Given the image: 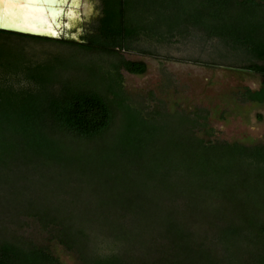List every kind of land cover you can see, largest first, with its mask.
I'll return each instance as SVG.
<instances>
[{
	"label": "trees",
	"instance_id": "trees-1",
	"mask_svg": "<svg viewBox=\"0 0 264 264\" xmlns=\"http://www.w3.org/2000/svg\"><path fill=\"white\" fill-rule=\"evenodd\" d=\"M100 1L97 23L80 40L0 29V264H63L53 242L81 264H264V186L250 181L254 174L264 179V144L212 138L208 116L199 113L180 114L181 132L166 137L158 109L148 114L127 102L121 73L146 72L145 61L122 54L141 35L163 39L196 29L241 52L245 68L262 78L259 89L243 95L264 102V0H184L166 21L164 2L159 15L148 0ZM25 40L74 53H30ZM104 57L114 60L104 63ZM142 189L169 195L133 201L131 191ZM182 189L197 195L205 211L222 210L217 204L227 199L247 203L240 218L228 207L214 217L222 224L209 232L227 254L197 241L192 225L217 221L196 219L197 208L186 215L178 203ZM108 190L128 197L112 208L81 203ZM30 219L34 231H23ZM91 232L127 248L95 254ZM147 235L163 242L155 245ZM133 247L136 257L128 254Z\"/></svg>",
	"mask_w": 264,
	"mask_h": 264
},
{
	"label": "rangeland",
	"instance_id": "rangeland-1",
	"mask_svg": "<svg viewBox=\"0 0 264 264\" xmlns=\"http://www.w3.org/2000/svg\"><path fill=\"white\" fill-rule=\"evenodd\" d=\"M61 1L54 0V2ZM65 1H67L65 6L67 9H69L71 3L74 6L70 8L73 16L71 20L65 19V15L58 17L60 18L57 20L58 23L55 22L56 24L60 23L58 36L80 40L82 34L88 28L92 30L97 23V18L101 11V1ZM148 1L149 8L152 6L156 8L162 2L165 3L164 5L166 6H163L166 7L164 9V21L175 13L177 2H184V0ZM86 2L92 6L91 11L84 9V3ZM160 8L159 6L156 11L159 15ZM152 12L154 11L152 10ZM178 16L182 18L184 13L181 12ZM22 45L30 53L41 50L55 52L61 50L67 52L64 53L67 56L69 53H74L67 48H62L60 45L48 42L25 40ZM122 54L127 59L143 60L147 64L146 72L140 75L129 73L124 69L121 70L126 91L125 95L128 97L127 102L134 106H141L144 112L148 114L158 109L163 117L159 119L162 120L165 126L166 137L169 134H174L176 137L181 132L180 114L185 113L194 116L196 113H199L208 116L207 123L209 128L215 131V136L212 138L229 142L238 141L246 145L264 144V102L253 101L243 95L246 88L251 90L259 89L262 78L260 75L245 68L249 64L246 58L238 50L230 49L221 39L205 37L200 30L196 29H190L189 33L183 36L176 35L172 38L163 39H157V37L146 38L141 35L132 42L130 50L122 52ZM81 59L88 61L85 56H82ZM73 60L78 61V63L73 62L77 68L76 65L80 63V57L75 56ZM103 60L104 63L109 64L114 58L104 57ZM74 71L78 70L74 69L72 73ZM85 73L86 71L83 70L81 75L86 78ZM149 120L152 121L153 119L150 118ZM204 134L202 132L200 135ZM135 179L140 180V177H136ZM250 181L253 186H264V179L258 180L256 174L251 176ZM119 191H103L97 197L89 196L88 201L84 200L81 203L83 205L93 204L96 207H116L124 202V196L128 197V192L121 193ZM131 192L136 197L133 201L139 203L144 201L142 197L149 198L150 196H156V194L157 197L169 195L166 192L160 191L155 193L154 191L144 189ZM180 192L183 195L180 196L178 203L186 206L184 208L186 215L190 214V209L192 208L202 210V212L195 216L196 219H202L203 217L207 220L213 219L215 221V215L224 216L227 214L223 209L226 207L230 209L232 215L240 218L241 213L239 210L245 204L247 205L244 199L234 198L229 201L228 199L220 201L217 206L222 210L216 212L208 208V211H205L204 209L207 208V205L200 202L197 195H185L186 192L183 189ZM172 196L170 195L169 197ZM60 197L64 198V194L60 195ZM65 198L71 199L72 196L65 195ZM258 200L256 198L254 204H259ZM1 218L2 216L0 215V222H2ZM31 220L33 219L28 220L30 221V225H26L22 229L23 231H34V225ZM216 221L214 225L212 223L209 224L207 221H197L196 225H192L191 230L194 232L195 237L200 238L197 241L204 248L211 251L214 250L218 255L227 254L224 249L226 246H224L221 240L217 237L213 239V232H217L214 226L222 224L219 220ZM8 227L13 228L14 225L8 222ZM96 228L97 226L94 229L96 230ZM210 230L213 232H209ZM92 237L93 241L90 247L98 255L119 253L121 250L127 248L126 244L124 246L121 243H117L111 235L106 233H94ZM145 239L154 241L153 244L155 245L163 242L158 237L155 240L151 239L150 235L145 236ZM52 248L63 264H81L78 258L60 243L53 242ZM144 249L145 246L140 251L142 250L144 253ZM128 254L129 256L136 257L139 253L133 247ZM149 255L151 257L155 253Z\"/></svg>",
	"mask_w": 264,
	"mask_h": 264
},
{
	"label": "bare ground",
	"instance_id": "bare-ground-1",
	"mask_svg": "<svg viewBox=\"0 0 264 264\" xmlns=\"http://www.w3.org/2000/svg\"><path fill=\"white\" fill-rule=\"evenodd\" d=\"M25 3V8L15 7L13 9V11L17 13L18 17L21 13H23L21 16L22 19L13 20L15 21L13 22L15 27L55 33L57 30L56 25H58L56 24L58 23L57 20L60 19L58 18L59 16L66 15L68 20H71V17L73 16V12L70 8H73L74 6H72L71 3L69 5V9H67L65 7L67 1L65 0H62L61 2H54V0H25ZM91 8L92 6H90L89 3H84V9L86 11H91Z\"/></svg>",
	"mask_w": 264,
	"mask_h": 264
},
{
	"label": "water",
	"instance_id": "water-1",
	"mask_svg": "<svg viewBox=\"0 0 264 264\" xmlns=\"http://www.w3.org/2000/svg\"><path fill=\"white\" fill-rule=\"evenodd\" d=\"M25 4H26L25 0H16V2H14V3L8 2V0H4V2L0 3V29L18 31V32L27 33V34L48 36V37H59L58 36V34H59L58 28H59L60 23L58 25H56L57 30L55 33L47 32V31H36V30L27 29V28H23V27H15L13 25V22H15V21H13V20L22 19L21 16L23 15V13H21L18 17L17 13H15V11H13V9L15 7L16 8H21V7L25 8L26 7ZM64 17H65V19L67 18L66 15Z\"/></svg>",
	"mask_w": 264,
	"mask_h": 264
},
{
	"label": "snow or ice",
	"instance_id": "snow-or-ice-1",
	"mask_svg": "<svg viewBox=\"0 0 264 264\" xmlns=\"http://www.w3.org/2000/svg\"><path fill=\"white\" fill-rule=\"evenodd\" d=\"M4 2V0H0V3ZM8 2H16V0H8Z\"/></svg>",
	"mask_w": 264,
	"mask_h": 264
}]
</instances>
